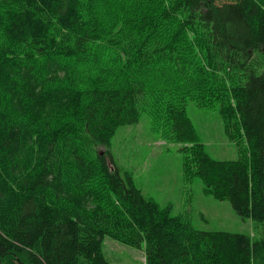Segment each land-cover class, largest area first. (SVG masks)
Listing matches in <instances>:
<instances>
[{"label":"trees","instance_id":"trees-1","mask_svg":"<svg viewBox=\"0 0 264 264\" xmlns=\"http://www.w3.org/2000/svg\"><path fill=\"white\" fill-rule=\"evenodd\" d=\"M188 102L236 160L206 153ZM143 113L185 180L264 229V0H0V264H112L106 238L146 264H264V230H197L117 168Z\"/></svg>","mask_w":264,"mask_h":264},{"label":"rangeland","instance_id":"rangeland-1","mask_svg":"<svg viewBox=\"0 0 264 264\" xmlns=\"http://www.w3.org/2000/svg\"><path fill=\"white\" fill-rule=\"evenodd\" d=\"M185 111L211 158L237 159L238 151L227 141L216 110L198 108L188 102ZM181 147L165 138L161 128L143 113L139 124L118 129L109 151L121 172H131L143 196L161 208L168 207L171 215L187 217L197 230L238 233L254 241L261 240L262 224L239 217L227 201L205 194L198 178L184 179ZM103 245L105 256L112 264H146L142 249L110 238Z\"/></svg>","mask_w":264,"mask_h":264}]
</instances>
